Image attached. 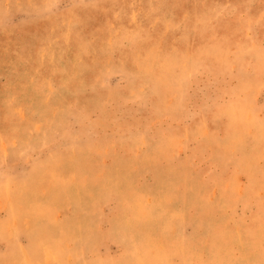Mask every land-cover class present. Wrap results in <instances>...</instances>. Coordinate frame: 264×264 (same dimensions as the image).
<instances>
[{
	"label": "rangeland",
	"instance_id": "1",
	"mask_svg": "<svg viewBox=\"0 0 264 264\" xmlns=\"http://www.w3.org/2000/svg\"><path fill=\"white\" fill-rule=\"evenodd\" d=\"M0 264H264V0H0Z\"/></svg>",
	"mask_w": 264,
	"mask_h": 264
}]
</instances>
